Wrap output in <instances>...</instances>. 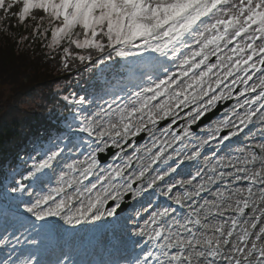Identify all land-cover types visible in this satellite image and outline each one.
Here are the masks:
<instances>
[{
    "label": "snow or ice",
    "instance_id": "1",
    "mask_svg": "<svg viewBox=\"0 0 264 264\" xmlns=\"http://www.w3.org/2000/svg\"><path fill=\"white\" fill-rule=\"evenodd\" d=\"M17 5L19 10L11 12ZM0 10L5 14L0 20L11 12L21 23L26 18L35 21L33 37L46 41L44 46L49 50V56L59 51L64 70L69 68L70 62L77 60L81 64L94 62L100 65L113 55L127 58L148 54L129 61L122 69L127 73L123 77L127 84L120 91L125 92L127 88L131 93L126 102L116 96L107 109L100 107L89 115L79 107L86 103L85 96L78 99L74 95L72 99L64 96L65 101L77 106L66 119V131L40 145L37 155L29 157L32 163L27 175L15 181V186H5L0 192V225L6 233L11 228L22 235L27 234L26 239L34 235L35 238L28 242L37 251L55 226L47 222L31 223L19 212L21 204L36 221L59 217L65 224L75 225L98 221L105 215L113 216L116 208H105L108 201L122 199L128 192L138 195L141 189L133 185L144 181L146 173L165 153L164 145L171 147L182 136L191 135L188 126L184 125L182 133L173 132L170 140L161 141L152 134L149 125L154 128L166 117H175L172 120L175 124L180 118L179 111L190 105L192 110L186 115L188 124H192L218 101L230 98L237 99L229 113L236 119L232 122L229 115H225L216 123L217 134L221 129L230 128L221 143L243 131L256 117L264 124V0H0ZM34 10H40L43 15L37 17ZM25 40L27 36L20 38V42ZM88 50L95 51V60ZM153 53L157 55L153 56ZM160 57L179 61L176 70L173 72L164 67ZM238 85L239 89L234 91ZM240 109L242 111H238ZM172 124L160 129L161 134L167 136ZM143 131L152 137L151 147L141 146L146 157L137 156L138 148L122 163L100 168L97 153L104 152L110 144L120 148L121 142ZM77 132L86 133L92 140L86 141L87 150L82 159L68 160L65 155L67 145L61 147V144L64 141L73 143ZM213 138L208 137L209 140ZM207 143L208 140L202 141V145ZM157 145L159 150L153 154ZM73 147L77 152L81 150L76 143ZM254 147L259 153L250 146L243 158L237 159L240 166L232 164L235 171L227 174L235 176L236 181L247 182V187L234 188L230 195L226 194L227 190L218 191L215 200L205 202L211 205L207 209L209 212L218 211L223 216L226 210H231L235 215L215 224L202 225L199 210H194L192 214L197 218L179 225L190 233L185 238L179 232L169 231L164 235L162 225L153 227L161 217L168 215L169 210L164 208L155 212L150 223L146 221L145 226L134 234L143 236L147 232L160 255L148 250L131 264H264V207H258L264 204V143ZM72 150L67 149L69 153ZM198 153L199 148L190 158ZM120 155L121 152H117L113 159ZM145 158L147 163H140L138 170L125 178V170L132 166L133 160ZM98 168L100 170L96 172ZM173 171L175 169L169 168L168 172H158L147 181V189H153ZM198 176L199 172L184 183L191 184ZM89 177L94 182L89 181ZM23 180H31L32 185L26 186ZM212 182L213 177L209 176L207 181L196 185V192L185 191L184 197L199 196ZM173 188L174 185L169 184L163 195L168 197ZM37 189L38 198L31 202H24L14 195L20 193L22 196L26 191ZM172 199L178 205L182 202L179 195ZM227 201H231L227 208L218 203ZM249 208L251 216L242 220L248 215L245 210ZM188 224L211 231L198 235ZM257 228L258 231H254ZM161 237L163 242H159ZM13 238L18 240V237ZM6 240L7 235L0 244ZM34 260L35 256L16 260L9 257L2 264H33ZM66 260L67 257L56 264H66ZM36 264L40 262L36 261Z\"/></svg>",
    "mask_w": 264,
    "mask_h": 264
},
{
    "label": "rangeland",
    "instance_id": "2",
    "mask_svg": "<svg viewBox=\"0 0 264 264\" xmlns=\"http://www.w3.org/2000/svg\"><path fill=\"white\" fill-rule=\"evenodd\" d=\"M153 54H154L153 56L157 55L155 53H153ZM146 55H148V54L146 53ZM159 59L163 63L164 67H167V66H165V63H167V62L170 63V61H171V60H168L167 58H164V57H160ZM178 63H179V61H177L176 63L174 62L170 66V67H172V69H170L169 71L174 72L176 70V65H178ZM170 67H167V68L169 69ZM160 71L162 73L163 69L161 68ZM125 84H127V83H125ZM125 84H124V86H125ZM129 86H131V85H129ZM239 87L240 86L238 85L237 88L234 89V91L238 90ZM132 90L136 91L138 89L132 88ZM130 95H131V93H129L128 96H130ZM7 96H8V89L5 88L0 93V99L4 100ZM116 96H121L122 101H125V102H126V99L128 97L126 91L121 92L118 89L112 90V91H110V93L108 95H107V92L100 94L99 97L101 100L98 98V96H94L91 98V100H88V101H86L85 104L81 105V107H82V109L85 110L86 114L90 115L92 112L97 111L100 107H104L105 109H107L108 104L111 103L113 100H115ZM228 100H231L229 106L224 108V111H223L221 116L213 118V120H212L213 123H212L211 127H207L204 125L203 127H201V131L196 132V133L190 132L191 135L182 136L181 140L173 143L171 145V147L164 145L165 153L162 155L161 159H159L155 164L152 165V167L150 169L153 172L152 176L158 174V172H160V171L168 172L169 168L175 169V171L169 172L167 175V176H170V182H168V184L176 182V179L181 183L180 189L174 193V197L177 195L181 196V199L185 201V204L187 207L186 211L187 210L188 211L187 212L185 211L182 213L175 212L174 215H172L170 217L169 223H171V225H172L170 228L171 229L170 231L172 233L179 232L185 238H187V236L190 235V233L186 232L184 229H181L179 227V225L183 224L186 220L191 219V216H189V214H192L194 212V210H199V212H198L199 218H201V220L203 221V224H208V225L218 223L224 219H227L231 215H235V213L232 212L231 210H226L223 216H220L218 214V211L209 212V211H207V209L210 208L211 205H206L205 202L215 200L216 199L215 194L218 191L227 190L226 194L230 195L232 189H234V188H246L247 182L236 181L235 176H228L227 174L229 172L235 171V169L231 166L232 164H236L237 167L240 166L237 163V159H242L245 152L247 151V149L250 146H252L253 150L255 151L254 146L256 144L264 143V131H262V128H264V124H262L260 122L259 117H257L255 123L253 124V127L250 130H248L247 132L244 131L245 128H247L249 126L248 125L247 127H244L243 131L238 132L237 135L232 136L229 138V140L223 141V143H221L223 136L227 135L230 128L221 129V131H225V134L220 136L219 134H217L215 132L216 123L218 121L222 120L225 115H229V120L232 122H235V119H236L234 116L230 115L229 113H230V110L233 107V105L235 103H237V99L230 98ZM224 101H227V100H222V101H220V103H223ZM112 106L115 107V104H113ZM192 107L193 106L190 105L188 108H182L179 111L178 115L180 118L176 119V122H178V124H176L175 127L171 128L169 130V133L167 136L162 135L160 132V129L166 128L169 124H172V120L175 119V117H166L165 119H163V120H166V119L168 120V122L163 126H158V123L163 121V120H160L154 128H152V126L149 125V128H151L152 134L155 135L159 140L164 141L166 139L170 140L173 132H175V133L178 132L177 134L182 133L184 125H187L189 128L190 125L194 124V123L188 124L187 115H186L187 113H189L192 110ZM238 111H242V109H240ZM173 125L174 124H172V126ZM143 133H145V138L136 144H133V138L134 137H130L127 140L128 143H126L127 141L121 142L120 148L114 147L110 144L108 147H111L114 150V152L105 164L100 165V168H107L109 165L114 166V165L122 163L123 159L126 156H131L132 153L136 152L138 148H140V151L137 152V153H139L138 157H146V153L144 151V148H142L141 146L151 147L152 146V137L149 135V132H147V131H143ZM209 135L213 136L214 138L209 140L208 139ZM236 136L239 137L238 143L230 144V142ZM89 140H92V137H89L86 133L77 132L73 143H76V146L80 147L81 150L79 152H77L75 147H73V143H70V145H68L65 149V155L68 157V160L82 159L84 152L87 150L86 141H89ZM205 140H208V143L202 145V141H205ZM240 141H241V143H240ZM68 143H69L68 141H64L63 144H61V147H64V145L65 144L67 145ZM129 145H132V147H129ZM68 148L73 149L71 153H69L67 151ZM197 148H199V153L196 157H201L202 162L197 164V165H194L193 161H192L193 158H190V157H192V153L194 151H196ZM121 149H123V151H121ZM158 150H159V145H157V147L153 149V154H155V152ZM206 150L208 152L205 154ZM241 150H243V151H241ZM258 151H259V149H258ZM117 152H121V155L119 157H116L115 159H113V157L116 156ZM123 153H124V155H123ZM257 153H259V152H257ZM36 155H37V152H34V154L30 155L29 157H35ZM29 157L22 158L23 161L27 162V165L32 163V160L29 159ZM65 162H68V161H65ZM140 163H147V159L145 158L144 160H141V161H137L134 159L132 162V166L130 168L126 169L128 171L125 173V177H127L130 173L137 171ZM183 165H185V166L182 167ZM100 168L96 169V172H99ZM213 168L215 169V172L212 171ZM177 171L180 173L179 178L172 176V174L174 172H177ZM197 172L200 173V176H198L194 180H192L191 184H185L184 183L185 181H188V180L192 179V177L196 176ZM219 173H224V175L218 176ZM26 175H27V173H26ZM209 176L213 177V182L206 186L205 191H207V193L205 196H201V193H200L199 196L189 195L188 197H184L185 191H187L189 193L196 192V190H197L196 185L200 184L202 181H207ZM54 180H55V178H53V181ZM89 181H93V178L89 177ZM138 182L139 181H137L136 184H138ZM86 183H87V181H86ZM145 189H146V191H140L139 194L135 195V196H133V194L131 193L132 198L134 200H138L139 204L147 203V208H150L152 205H155L159 201V198H158L159 194H156L153 199L148 197L146 200H144V198H145L144 194H145V192H147V190H149V189H147V187ZM159 191L160 190H157L158 193H159ZM38 192H39V189H37L34 192H27L26 191L22 196L20 193H18L17 195L19 196L18 198L20 200H23L24 202H31L32 200H35L36 198H38V196H37ZM128 193H130V192H128ZM124 195H125V193L123 194V196ZM26 198H28L27 201H25ZM121 200L122 199L109 200V201H112V205L109 207L105 206V208H111V207L116 208ZM229 202H231V201L218 202V203H223L224 208H227V203H229ZM201 205H205V207L201 208ZM258 207H264V204H260V205H258ZM164 208H167L169 210V214L174 212L172 207H168V206H166V204H158V205H156L153 212L148 215V217L145 219L144 223L142 224V226L140 228L145 226L146 221H148L150 223V217L152 216L153 213L159 212ZM246 210L245 211L248 215L245 217H242L241 218L242 220L249 218L252 214L250 208L246 209ZM19 212L24 217H27L28 220L33 224L38 225L37 222H42V221H36L35 218L31 216V214L25 212L22 204H21V207L19 208ZM57 219H59V217H46L45 221L48 222L49 225H51V223ZM106 219H108L110 224L113 226L116 217L114 214H113V216L105 215L104 217H102L98 221H83L80 224H75V225L65 224L64 221L61 219V229L60 230L62 231V233L64 234L65 230H74V233L72 235H68L67 240L66 241L64 240V242L62 244H60V251L64 247H66L70 241V243L73 245L71 247L72 253L67 257L65 253H64L65 255L59 256L60 254H62L63 251L59 252V254L57 256L58 257L57 260H55L54 263H52V264H56V262L58 260H65V257H67L66 264L77 263L78 255L83 250V248L81 247V244L82 245L85 244V242H87L89 238H93L94 243H96L100 237L99 232H100V234H102L104 232H109V231H106V229H105L104 223H106L105 222ZM160 219L156 225H153V227H156L158 225V223L160 222ZM191 220H193V219H191ZM101 227H102V229L97 233L96 230L98 228H101ZM188 227L191 228L198 235H199V233L204 232V231H209V232L211 231L210 229H205L203 227H200V229H196L194 227V224H188ZM254 231H258V228L255 229ZM63 234H62V236H64ZM6 235H7V240L5 241L4 244H0V246H6L5 253L0 258V264H2L3 261L9 259V257H11L12 260H16L17 258L23 259L25 257L28 259H32L33 256H35V260H34L33 264H36V261L40 262L41 256L43 254H45L47 252V250H49L50 247L52 246V244L50 243L51 240H48L49 239L48 238L46 240L45 244L40 247V250L37 251L36 247L31 245L28 242V239L35 238L34 235L29 236L28 239H26L27 234L22 235L20 231H13V229H11V228H9L7 233H6L4 226L1 225V227H0V240H4ZM14 236L18 237V240L14 239L13 238ZM107 237H108V235H106L104 239H107ZM172 238L175 239V236H173ZM234 238L235 237H233V239ZM130 239H132V241L135 242L134 246L136 247V253L143 249V251L139 254L138 258L142 257L144 252L150 250V240L148 238L147 232L143 236L135 235L133 237H130ZM137 240H139V241H137ZM78 242L80 243L79 247H77ZM226 248H227V246H226ZM168 251H171V250H168ZM161 259H164V257L162 256ZM46 264H48V262ZM79 264H80V262H79ZM125 264H128V262H126Z\"/></svg>",
    "mask_w": 264,
    "mask_h": 264
},
{
    "label": "trees",
    "instance_id": "3",
    "mask_svg": "<svg viewBox=\"0 0 264 264\" xmlns=\"http://www.w3.org/2000/svg\"><path fill=\"white\" fill-rule=\"evenodd\" d=\"M18 10L17 5L11 12ZM11 12L0 20V91L8 89V96L0 99V188L4 189L15 186V181L30 170L31 164L21 158L29 157L40 145L65 132L66 119L77 106L65 101L64 96L72 99L74 95L78 99L110 91L125 81L127 73L122 69L126 63L146 55L127 58L113 55L100 65L81 64L77 60L64 70L59 51L49 56L46 41L33 37L35 21L26 18L21 23ZM33 14L43 15L40 10H34ZM4 15L0 10V16ZM22 36H27V40L20 42ZM88 51L95 60V51ZM23 183L29 186L32 181ZM14 195L17 197V193Z\"/></svg>",
    "mask_w": 264,
    "mask_h": 264
},
{
    "label": "water",
    "instance_id": "4",
    "mask_svg": "<svg viewBox=\"0 0 264 264\" xmlns=\"http://www.w3.org/2000/svg\"><path fill=\"white\" fill-rule=\"evenodd\" d=\"M230 103V101H226L223 105H220L219 103L213 108V110H211L210 112L206 113L205 115H203L194 126H191V129H194L200 125H203L206 121L211 120L214 116H216L218 114V112L226 105H228ZM167 120L163 121L161 124L166 123ZM160 124V125H161ZM142 138V135L136 137V141L140 140ZM112 153L111 149L108 148L107 149V153L106 154H98V160L99 161H105L108 156ZM125 204L121 203V205L117 208L116 212H122V210L124 209Z\"/></svg>",
    "mask_w": 264,
    "mask_h": 264
}]
</instances>
